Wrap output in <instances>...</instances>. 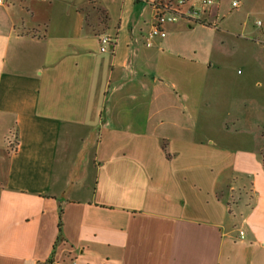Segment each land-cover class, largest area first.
<instances>
[{
    "label": "crops",
    "instance_id": "1",
    "mask_svg": "<svg viewBox=\"0 0 264 264\" xmlns=\"http://www.w3.org/2000/svg\"><path fill=\"white\" fill-rule=\"evenodd\" d=\"M3 1L0 264H264V76L217 91L186 38L219 15L150 38L179 0Z\"/></svg>",
    "mask_w": 264,
    "mask_h": 264
},
{
    "label": "rangeland",
    "instance_id": "2",
    "mask_svg": "<svg viewBox=\"0 0 264 264\" xmlns=\"http://www.w3.org/2000/svg\"><path fill=\"white\" fill-rule=\"evenodd\" d=\"M233 1L239 3V8L232 7ZM242 1L213 0V5L206 8L219 15L214 20L218 27L195 24L199 29L186 33V38L205 47V50L200 49L198 57L203 56L206 62L213 65V73L218 76L216 90L230 94L238 89L242 79L251 74L252 68H255L256 74L264 76V48L259 51L260 46H264V29L255 25L256 21L264 23V18L245 17ZM99 11L102 10L99 8ZM258 83H262V80L255 78L250 82V92Z\"/></svg>",
    "mask_w": 264,
    "mask_h": 264
},
{
    "label": "built area",
    "instance_id": "3",
    "mask_svg": "<svg viewBox=\"0 0 264 264\" xmlns=\"http://www.w3.org/2000/svg\"><path fill=\"white\" fill-rule=\"evenodd\" d=\"M4 4L3 0H0V6ZM186 4V0H179L175 4H167L164 6H156V16H155V24L153 25L151 32L149 34L150 38L161 37L165 38L166 33L163 30V27L168 24H174L179 20H190V21H198L200 19V11L198 9H192L185 11L184 6ZM213 5V0H202L203 7H209ZM233 8H239L238 2L232 3ZM256 27L264 29V23L261 21H256ZM102 45L104 47H108L110 44V38L105 37L102 39ZM148 46H150L148 44ZM240 237L244 238V233L240 232Z\"/></svg>",
    "mask_w": 264,
    "mask_h": 264
},
{
    "label": "trees",
    "instance_id": "4",
    "mask_svg": "<svg viewBox=\"0 0 264 264\" xmlns=\"http://www.w3.org/2000/svg\"><path fill=\"white\" fill-rule=\"evenodd\" d=\"M100 13H101V15H102L101 17L103 18V20H102V21L105 23V22H106V20H107V15H106V12H104V11H101ZM165 148H166V146H164V149H165Z\"/></svg>",
    "mask_w": 264,
    "mask_h": 264
}]
</instances>
